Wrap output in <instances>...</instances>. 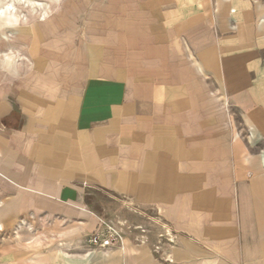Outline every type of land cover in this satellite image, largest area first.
Segmentation results:
<instances>
[{"label":"crops","instance_id":"1","mask_svg":"<svg viewBox=\"0 0 264 264\" xmlns=\"http://www.w3.org/2000/svg\"><path fill=\"white\" fill-rule=\"evenodd\" d=\"M72 3L35 26V72L0 82L1 227L34 228L39 264L63 244L85 264H264V7Z\"/></svg>","mask_w":264,"mask_h":264},{"label":"rangeland","instance_id":"2","mask_svg":"<svg viewBox=\"0 0 264 264\" xmlns=\"http://www.w3.org/2000/svg\"><path fill=\"white\" fill-rule=\"evenodd\" d=\"M5 1L6 0H0V10L5 9ZM32 1L34 2V4L31 7L30 5L27 6L21 4V1L18 2L14 0L13 8L15 10L11 13V15L21 18L15 23H7L8 16H0V60H2V66L0 67V82L4 81V79L6 78L14 79L16 77L24 76L27 68H30L29 74L31 76V72H35L32 68V66H34L33 62L35 60L33 57L34 54L31 53V43L33 41L35 26L38 24H47L50 22L49 20H52L54 17H59L60 15L63 16V21L68 24L67 19L70 8H73V12H75L76 10L75 4H70V0ZM258 1L260 2L261 7H264V0ZM49 25H52V23L50 22ZM33 43L36 44V42ZM41 43L43 44L45 42ZM46 43L52 44V42H48V40ZM41 54L44 55L45 52ZM53 55V53H46V56L49 57ZM10 123L12 124L14 123V121L11 120ZM105 197H107L106 194L98 191V202L96 205L98 206L97 208L101 209L102 206H106L108 208L107 212L116 215V217H127L131 221L136 220V215L125 208L123 203L121 205L115 201L106 202L104 201ZM150 215L156 218L155 214ZM151 223L156 224L157 228H159L160 226L158 219L157 222L151 221ZM116 224L118 223L116 222ZM35 237L36 232L34 228L31 229L27 228L26 226L19 225H16L13 228H3L0 226V264H9L8 262H6V258L4 257V251L6 248H8L9 251L12 250L13 252L11 253L15 254L16 257H18L16 260L11 262V264H39L37 262H34V260L38 256V253H40V251L42 250L40 248H37V243L34 240ZM53 249L54 247L52 246H50L49 249L46 248L44 250L45 254H51L53 253V251H55L54 253L56 255L58 253L59 257L61 256L62 259H59L58 262L46 260L45 264L86 263V261L83 259L85 256L84 253L74 254L81 253L80 251H83L79 247L74 248L73 246L63 244L59 248H55V250ZM93 249L94 255L101 251L100 248H97V245H94ZM93 258H95V256H93ZM93 263L99 264V262L96 261H93Z\"/></svg>","mask_w":264,"mask_h":264},{"label":"clouds","instance_id":"3","mask_svg":"<svg viewBox=\"0 0 264 264\" xmlns=\"http://www.w3.org/2000/svg\"><path fill=\"white\" fill-rule=\"evenodd\" d=\"M13 11H14L13 5L11 3H8L4 10H0V16H8L7 23H10V24L11 23H15L21 18L20 17H16V16H12L11 13Z\"/></svg>","mask_w":264,"mask_h":264},{"label":"built area","instance_id":"4","mask_svg":"<svg viewBox=\"0 0 264 264\" xmlns=\"http://www.w3.org/2000/svg\"><path fill=\"white\" fill-rule=\"evenodd\" d=\"M112 234L111 233H108V238H102L101 239V244L103 245V246H105V245H108L109 244V242H110V240H112L114 237L115 238H119V235L117 234V232L116 231H113L112 230ZM93 240H97L98 239V236H97V234L95 233L94 235H93V238H92Z\"/></svg>","mask_w":264,"mask_h":264},{"label":"bare ground","instance_id":"5","mask_svg":"<svg viewBox=\"0 0 264 264\" xmlns=\"http://www.w3.org/2000/svg\"><path fill=\"white\" fill-rule=\"evenodd\" d=\"M16 1H18V2H20L21 1V4H24V5H30L31 7L33 6V4H34V2L32 1V0H16ZM36 2V1H35ZM5 3H6V5L8 4V3H11L12 5H13V3H14V0H6L5 1ZM39 3V2H38ZM40 4V3H39ZM42 4V3H41ZM6 5H5V8H6ZM40 6V5H39ZM38 6V7H39ZM34 8V7H33ZM14 9V8H13ZM15 10V9H14ZM1 226V225H0Z\"/></svg>","mask_w":264,"mask_h":264}]
</instances>
